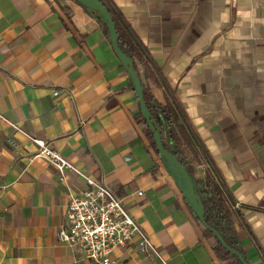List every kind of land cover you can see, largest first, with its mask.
I'll return each mask as SVG.
<instances>
[{
    "label": "crops",
    "instance_id": "obj_1",
    "mask_svg": "<svg viewBox=\"0 0 264 264\" xmlns=\"http://www.w3.org/2000/svg\"><path fill=\"white\" fill-rule=\"evenodd\" d=\"M112 1L161 72L135 59L144 89L160 105L171 94L180 105L236 204L232 224L249 264H264V0ZM139 114L95 7L0 0V264H93L58 239L84 180L61 181L10 122L124 200L152 252L136 237L115 251L116 264H224ZM181 149L195 183L205 155Z\"/></svg>",
    "mask_w": 264,
    "mask_h": 264
},
{
    "label": "trees",
    "instance_id": "obj_2",
    "mask_svg": "<svg viewBox=\"0 0 264 264\" xmlns=\"http://www.w3.org/2000/svg\"><path fill=\"white\" fill-rule=\"evenodd\" d=\"M100 1L109 10L114 19L118 33L119 48L121 51L134 61L137 59L145 62V64L151 65L155 72H157V77L160 79L161 72L156 67V64L151 58L148 50L135 34L131 26L125 21L123 15L115 6L113 1ZM135 68L137 71L136 66ZM144 95L147 108L153 116L156 126L161 131L164 147L167 150L173 148V154L190 175L194 174V168L192 164L186 160L185 154L181 149L182 143H186L190 147L197 150L199 149L205 155L208 167L205 171L204 177L195 182L197 192L201 197L205 209V222L209 227L217 230L223 237L226 244L241 254L248 262L241 239L234 230L232 224V208L236 204L228 193L225 182L216 170L208 153L201 145L195 133L192 131L180 105L177 103L172 94L170 95L171 103H168L167 105L158 104L148 89H144ZM139 122L146 126V136L158 153L154 141V133L149 128L146 120L141 114H139ZM197 221L205 237L213 240L212 248L220 261L224 264H242L237 255L228 252L223 247L220 241L213 235L211 230L204 227L198 218Z\"/></svg>",
    "mask_w": 264,
    "mask_h": 264
},
{
    "label": "built area",
    "instance_id": "obj_3",
    "mask_svg": "<svg viewBox=\"0 0 264 264\" xmlns=\"http://www.w3.org/2000/svg\"><path fill=\"white\" fill-rule=\"evenodd\" d=\"M10 124L39 147V156L57 170L61 181H65L68 174H74L85 182V188L69 198L66 223L58 234L61 243L78 248L93 264H116L115 251L126 248L136 237L142 253L152 252L151 240L131 215L124 200L111 188L83 174L44 140L27 135L21 127Z\"/></svg>",
    "mask_w": 264,
    "mask_h": 264
},
{
    "label": "water",
    "instance_id": "obj_4",
    "mask_svg": "<svg viewBox=\"0 0 264 264\" xmlns=\"http://www.w3.org/2000/svg\"><path fill=\"white\" fill-rule=\"evenodd\" d=\"M71 1H78V2H83L88 5H91L95 7L102 14L107 24V27H108L113 50L115 54L120 58V60L124 63V65L128 69L130 78L133 83L134 91L139 100L141 115L146 120L149 128L154 133V141H155L158 153L164 160L171 163L177 169V172L182 179V183H183L182 191H183V194L185 196L187 203L194 210L201 224L204 227L211 230L213 235L220 241V243L223 245V247L228 252L237 255L242 264H249V262H247L241 254H239L237 251L233 250L226 244L223 237L217 230L209 227L207 223L205 222V209H204L201 197L197 192L196 185L192 179V176L186 171V169L179 162L177 157L173 154V148H171L170 150H167L164 147L161 131L156 126L155 121L153 120V116L150 114L147 108V105L145 102L143 84H142L141 78L137 74V71L135 68V61L132 58L126 56L119 48L118 33L116 30L114 19L112 15L110 14L109 10L103 5V3L100 0H71Z\"/></svg>",
    "mask_w": 264,
    "mask_h": 264
}]
</instances>
